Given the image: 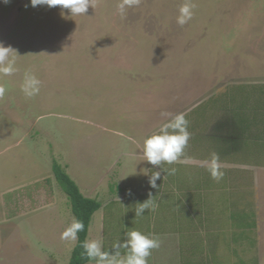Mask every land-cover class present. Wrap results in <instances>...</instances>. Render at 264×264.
Instances as JSON below:
<instances>
[{
  "label": "rangeland",
  "instance_id": "obj_1",
  "mask_svg": "<svg viewBox=\"0 0 264 264\" xmlns=\"http://www.w3.org/2000/svg\"><path fill=\"white\" fill-rule=\"evenodd\" d=\"M120 2L98 0L86 15L72 16L60 7H33L31 0H0V43L20 55L14 75L0 74L7 90L0 100V190H33L36 200L40 189V202L55 196L67 227L74 216L55 181L56 162L84 194L112 202L107 224L122 243L132 230L148 236L157 218L164 226L173 211L171 198H163L173 191L160 184L156 210L135 216L152 194L149 172L167 175L174 165L178 183L192 171L144 160V141L168 122L161 113L190 112L188 127L196 135L185 153L192 156L198 154L199 125L240 126L244 119L249 127L264 120V90L256 86L264 85V0H192L194 17L183 27L177 19L185 0H142L126 16L118 11ZM27 72L42 82L33 97L22 90ZM253 125L264 127L263 121ZM251 174L244 184L249 197L237 186L229 191L255 213L253 237L260 246L254 255L264 264V168ZM57 235L56 223L40 222L36 238L28 236L30 250L40 254L22 253V264H68L72 242L63 241L62 251L53 244ZM100 235L95 227L90 240Z\"/></svg>",
  "mask_w": 264,
  "mask_h": 264
},
{
  "label": "crops",
  "instance_id": "obj_2",
  "mask_svg": "<svg viewBox=\"0 0 264 264\" xmlns=\"http://www.w3.org/2000/svg\"><path fill=\"white\" fill-rule=\"evenodd\" d=\"M188 131L191 137L196 135L190 127ZM241 133L238 128L225 127L221 123H216L215 126L214 123L209 124L206 127L199 125L198 139H195L198 140V145L193 144L195 148H198V154L192 156L185 153L187 158H182L179 162L189 167L192 170L190 173L178 178L180 179L178 183L175 175L161 173V178L156 181L158 187L152 188L149 179L156 170L149 172L146 189L149 188L152 195H156L157 190H160V184L170 188L173 192L164 194L163 198H171L168 207L173 211L167 212L169 221L164 226L159 224L158 218L149 226L148 236L159 238L161 246L152 251L148 264H258L259 258L254 255L260 246L258 240L253 237L255 213L251 207L247 206L246 210L241 208L239 203H235V195L229 191V189H236L235 186H237L242 189V194L245 193L249 197L244 184L250 183L253 178L252 171L260 168V162L255 159V156L252 157L251 149L244 148L240 138ZM188 147L190 149V146ZM213 152L219 153L221 165L224 167L221 169L224 176L219 182L212 179L207 168L202 169L198 166V162L203 163L210 159ZM165 165L162 164L160 168H165ZM171 167L175 168L174 165ZM178 184L184 185L185 191L182 192ZM247 186L249 184L245 187ZM23 189L25 188L14 187L4 192V188L0 190V262L4 264H22V253L36 259L35 257L40 253L30 250L28 236L31 234L30 237L36 238V229L40 222L56 223L58 235L56 243L52 242L63 251L65 240L61 239V234L72 223L69 216V225L66 227L67 214L62 215L55 196L53 200L40 202V189H36V200H34L33 190L28 193ZM82 190L80 193L85 198L93 199L92 193L84 194ZM66 202L69 203L68 199ZM97 202L100 204V209L92 216L86 240H90V233L95 227L96 231L100 228L103 250L114 253V245L120 242V236L107 224L112 213L110 210L112 202L106 204L101 200ZM5 203L9 210H7L8 207L5 208ZM126 210L130 212L129 207ZM67 211L71 213V209ZM96 217H99L97 221L94 220ZM235 218L241 219V222L235 221ZM222 224H226L227 229L221 227ZM231 232L235 237L231 235ZM38 241L43 244L48 243L40 236ZM34 242L36 241L33 240ZM75 244L76 242H72L69 247L70 257ZM48 245L51 244L48 243ZM120 251L122 255L127 252L123 248ZM53 259H56V255ZM87 264H97V261L92 260Z\"/></svg>",
  "mask_w": 264,
  "mask_h": 264
},
{
  "label": "clouds",
  "instance_id": "obj_3",
  "mask_svg": "<svg viewBox=\"0 0 264 264\" xmlns=\"http://www.w3.org/2000/svg\"><path fill=\"white\" fill-rule=\"evenodd\" d=\"M8 3L9 0H4ZM142 0H121L118 4V11L121 16H126L127 9L138 7ZM33 7L46 5L50 8L60 7L69 10L72 16L86 15L89 8L98 6V0H31ZM196 4L192 0H185L184 4L179 8V16L177 23L183 27L194 17V9ZM20 55L17 50L11 46L5 47L0 43V74L4 76L14 75L18 69L16 68V59ZM41 81L31 72L25 73L22 90L24 93L33 97L40 91ZM6 88L0 85V100L5 97ZM161 115L168 119L164 123L159 133L153 134L144 141L143 157L144 160L160 168L164 163L175 164L181 162L185 156L186 149L191 139V133L188 131L189 121L186 119L185 113L163 112ZM131 139V138H129ZM208 169L212 179L219 182L223 179L224 173L221 171V159L217 152L211 154V158L203 162ZM168 175H175L177 169L172 168L166 170ZM161 178V172H154L149 179L152 188H157L156 181ZM166 178V177H164ZM128 195H132L131 190ZM158 204L155 202V196L149 193V199L138 204L135 210V216L140 217L145 213V210L151 209L155 211ZM84 230V223L81 220L73 217L72 223L61 234V239L75 243L79 237L78 233ZM127 239L122 243L117 242L114 245V253L103 250L102 239L86 240L82 247L85 250L86 256L90 260L97 261V264H148V258L152 255L154 249H159L161 241L155 236H147L140 231L132 230L127 234ZM127 250L125 255L121 254L120 249Z\"/></svg>",
  "mask_w": 264,
  "mask_h": 264
},
{
  "label": "trees",
  "instance_id": "obj_4",
  "mask_svg": "<svg viewBox=\"0 0 264 264\" xmlns=\"http://www.w3.org/2000/svg\"><path fill=\"white\" fill-rule=\"evenodd\" d=\"M256 86L257 88L263 86L264 90V85ZM262 103L264 104V100ZM262 121L264 125V120H261L256 122L254 121L251 124L249 122L248 127V123H246L244 119H241L240 126H234V124L233 126L241 130L242 133L240 138L243 141L244 148H250L252 157L255 156V159H258L260 162V167L264 168V127H262V125L259 127H254L258 125H253L256 123H261ZM250 125L253 128H251ZM254 142L256 144H253ZM52 172L57 185L68 199L73 216L84 223V230L78 233L79 239L76 241L68 264H87L92 260L87 258L82 244L87 239L88 228L92 216L100 209V204L95 199L85 198L80 193L76 183L69 177L61 165L53 162Z\"/></svg>",
  "mask_w": 264,
  "mask_h": 264
}]
</instances>
